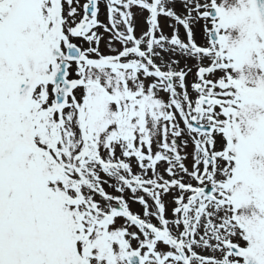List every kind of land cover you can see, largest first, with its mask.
I'll list each match as a JSON object with an SVG mask.
<instances>
[{"label": "snow or ice", "instance_id": "snow-or-ice-1", "mask_svg": "<svg viewBox=\"0 0 264 264\" xmlns=\"http://www.w3.org/2000/svg\"><path fill=\"white\" fill-rule=\"evenodd\" d=\"M0 264H264V0H0Z\"/></svg>", "mask_w": 264, "mask_h": 264}, {"label": "rangeland", "instance_id": "rangeland-1", "mask_svg": "<svg viewBox=\"0 0 264 264\" xmlns=\"http://www.w3.org/2000/svg\"><path fill=\"white\" fill-rule=\"evenodd\" d=\"M103 18L105 19V13H103ZM142 22L139 20V18H137V25H138V27H137V31L139 32V25L141 24ZM164 23V21L163 20H161V24H163ZM182 31V30H181ZM197 41L198 42H202V40H201V36H200V32H199V29H198V32H197ZM103 46V45H102ZM189 79H190V81L192 80V76L191 75H189V77H188ZM171 207V205H169V208ZM136 209H139V208H136ZM133 211V210H132Z\"/></svg>", "mask_w": 264, "mask_h": 264}]
</instances>
